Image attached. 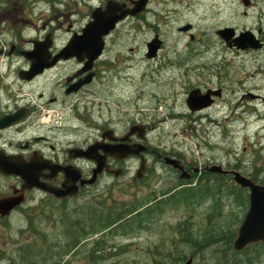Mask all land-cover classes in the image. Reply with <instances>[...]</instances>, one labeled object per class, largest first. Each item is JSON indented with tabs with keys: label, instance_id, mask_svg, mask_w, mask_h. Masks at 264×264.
<instances>
[{
	"label": "rangeland",
	"instance_id": "obj_1",
	"mask_svg": "<svg viewBox=\"0 0 264 264\" xmlns=\"http://www.w3.org/2000/svg\"><path fill=\"white\" fill-rule=\"evenodd\" d=\"M62 1L64 4L55 11V16L61 27L58 37L63 43L69 37L68 25L79 30L87 22L90 6H97L100 0ZM249 1L254 7L247 10L242 0H150L140 17L121 23L106 39L101 60L104 68L91 87L93 93L78 106L80 110L89 109L91 120L98 122L90 125L91 128L101 125L104 116L123 128L139 121L148 126L146 140L156 150L201 156L202 164L236 165L242 174L252 175L264 185V48L260 51L229 49L216 35L217 30L232 28L236 35L244 31L256 34L260 30L264 36V0ZM2 3L6 4L3 9H8V4H14V0ZM23 3L21 1L16 10L24 12ZM47 12L43 3L35 15L45 16ZM33 15L27 12V16H31L28 20H32ZM185 24L192 27V41L189 33L177 30ZM156 34L163 45L154 59H148L146 45ZM183 58L189 59L191 72L203 63L213 66V70H209L212 73L228 76V91L219 110L220 116L224 111L229 112V120L222 123H230V134L224 129L225 125L203 123L206 133L201 138L183 135L185 122L180 118L184 115L183 93L198 83L196 75L187 72L186 76L182 71ZM247 93L261 99L243 98ZM74 125L84 126L86 130V125L80 122L75 121ZM90 132L93 139L95 129ZM148 164L147 175L142 180H132L136 165L133 163L124 177L106 178L93 194L80 197L69 206L57 210L46 208L38 219L0 222V264H58L59 261L60 264L67 261L89 264V242L98 239L97 234L89 236L83 241L87 243L77 246L69 256L57 259V253L63 250L58 242L63 244L65 240L62 222L74 219L79 215L76 211L87 212L90 207L133 204L140 210L150 205L153 208L149 211L154 212L142 225L137 223L139 227L135 231L131 232L128 227L125 233L108 236L107 246H127V249L107 262L100 260L99 264L114 261L182 264L189 257L192 264H220L223 257L227 262L234 259L242 264H264V249L251 248L246 254L234 256L232 247L227 248L229 234L226 233L238 228L247 210V207H235L227 195L231 182L199 177L184 187L177 174L162 162L149 158ZM220 183L223 188L209 194L203 204L195 201L200 198L188 201L187 195L183 197L182 190L188 187H193L189 192L206 185L217 191L214 187ZM159 200H167L169 206L153 204ZM24 249L28 255L23 259ZM33 255H36L35 260L29 262V256Z\"/></svg>",
	"mask_w": 264,
	"mask_h": 264
},
{
	"label": "flooded vegetation",
	"instance_id": "obj_2",
	"mask_svg": "<svg viewBox=\"0 0 264 264\" xmlns=\"http://www.w3.org/2000/svg\"><path fill=\"white\" fill-rule=\"evenodd\" d=\"M21 1L24 2L22 5V8H25L24 12L16 10ZM111 1L124 3L130 7V0H103L98 5L103 7L102 5ZM3 5L0 4V203L12 200L15 205L7 213L0 211V222L10 219L17 221L38 219L46 208L52 207L57 210L58 207L69 206L78 198L93 194L106 178H116L115 174L124 177L131 170L133 163L136 165L132 180L135 181L137 177L143 179L149 169V158L162 163L164 157L179 161L188 175L183 182L199 177L203 179L216 177L210 175L214 173L205 170L210 162L202 164L199 161L201 156L190 157L153 149L146 140L149 128L142 122L136 121L134 125L123 128L117 127L116 122L104 116L101 125L91 128L90 125L98 122L91 120L89 109L80 110L78 106L83 98L93 93L91 87L104 68L101 60L90 65L87 72L83 71L86 63L77 58L55 61L59 41V28L52 23L57 19L55 11L50 6H44L50 13L48 20L42 21L40 15L35 18L33 24L27 20V12H33L35 16L41 6L39 0H14V4H8L10 6L8 9H3ZM253 7L250 1L246 9ZM66 31L78 33L80 30L73 31L71 25H68ZM254 35L262 44L257 50L260 51L264 48V36L260 30ZM40 41H50V54L44 56L41 64L32 68L26 53L32 50L35 42ZM66 42L67 40L62 46ZM187 60L189 59H181L182 71L186 76L187 72L196 75L198 83L184 90V115L180 118L185 122L182 128L183 135L197 139L206 133L203 123L221 126L225 125L222 122L229 120V112L224 111L220 116L219 110L220 103L225 102L229 78L227 75L212 73L209 70H213V66L203 63L191 72ZM40 68L43 69L38 73ZM85 81L87 84L74 91L78 84ZM191 94L198 104L209 105L192 112L187 107ZM243 98L261 99L258 95L250 93L243 95ZM237 118L239 119L238 116ZM234 120L232 118L230 122L233 123ZM75 121L86 125V130L84 126H75ZM229 124L224 128L227 134H230ZM91 129H95L96 132L93 139ZM137 144L147 148L141 155L146 162L143 164V171H140V157L118 158L111 151L109 153L104 151L107 147H112L114 153H117L116 148L119 146ZM92 145H95L96 149L92 155H87L85 152ZM243 152L246 153L245 148ZM94 157L103 158L107 169L96 176L94 184H87L86 181L92 178L96 167ZM220 165L224 170H234L233 165L227 163ZM10 168L19 170L22 175L8 173L7 169ZM175 172L179 176V173ZM224 177L230 182L229 176ZM63 186H67L68 189ZM72 186L77 189L75 195H71L74 192ZM50 190L60 197H56Z\"/></svg>",
	"mask_w": 264,
	"mask_h": 264
},
{
	"label": "water",
	"instance_id": "obj_3",
	"mask_svg": "<svg viewBox=\"0 0 264 264\" xmlns=\"http://www.w3.org/2000/svg\"><path fill=\"white\" fill-rule=\"evenodd\" d=\"M147 2L148 0L132 1L131 4L133 6L130 9H125V5L109 3L103 10L99 8L93 10L90 22L84 26L80 35H75L69 40L68 44L61 51L60 55L63 58L76 56L80 59H83L84 57L87 59L88 64H92L102 53L104 47V38L113 32L117 24L126 19L128 16H135L138 13H141L145 9ZM243 3L244 5H247L246 1H243ZM189 28L190 26H186L180 30L187 31ZM216 34L225 42L227 47H235L241 50L247 48L259 49L261 47L259 41H257L250 32L241 33L237 38H233L234 31L227 28L217 31ZM40 45L44 46L42 43ZM160 45L161 42L157 39V37L147 44L148 53L146 54V58L152 59L155 57ZM44 51L45 49L43 47H35V50L31 53V55L33 58L37 59ZM37 64L41 63L37 62ZM33 66L36 67V63H33ZM43 68H40V70ZM192 97L193 94H191L189 101L187 102V106L192 112L205 108L209 105L208 103L198 104V102L193 100ZM94 149H96L95 145H92L85 153L87 155H92ZM145 150L146 147L140 144L133 146H119L116 148L117 153H114L115 150L112 147H107L104 149V151L108 153L111 151L115 157L123 158L129 157L131 155L140 156V154ZM93 160L96 162V168L93 170L92 178L89 181H86L88 184H93L96 176L104 169H107L103 158L99 159L94 157ZM143 164L144 161L141 159L140 171H143ZM164 164L179 171L180 180L188 178V175L183 170V167L180 165L179 161L170 158H164ZM7 170L8 173L13 175H22L20 171L15 168L13 170H11V168ZM205 170L208 172L217 173L222 176L231 175L235 186L248 191V209L241 225L237 229L236 238L232 244L233 250L240 252L249 245L258 243L264 244V186L256 184L251 179L240 174L239 172L224 171L220 166H213L206 168ZM75 179H77V177H75ZM81 185H83V183H81ZM63 187L68 189L67 186ZM72 189L75 191L71 195L75 194L77 190L76 187L73 186ZM53 193L55 194V192ZM56 197L60 196L56 194ZM11 201L6 200L0 203V211H3L4 213L10 211L15 205L14 202ZM184 264H192L191 259L187 260Z\"/></svg>",
	"mask_w": 264,
	"mask_h": 264
},
{
	"label": "trees",
	"instance_id": "obj_4",
	"mask_svg": "<svg viewBox=\"0 0 264 264\" xmlns=\"http://www.w3.org/2000/svg\"><path fill=\"white\" fill-rule=\"evenodd\" d=\"M252 180L257 181L254 176L251 175ZM218 180H220L218 178ZM222 180V179H221ZM206 185V184H205ZM207 187L199 188L193 192H189L193 188H188L182 190L183 197L187 195V200L195 198H200L199 200H195L199 205L203 204L207 196L209 194L218 193L221 188H223V184L220 183L219 186L214 187L217 189L215 191L211 186L206 185ZM185 193V195H184ZM227 195L233 200L232 203L235 207H242L246 209L247 207V196L245 195V191L238 189L237 187L232 185V188L227 189ZM241 198V199H240ZM241 200V201H240ZM160 203L161 205L169 206L167 200H159L155 202L154 205ZM197 205V204H196ZM139 207L136 204L130 205L129 207L122 206H101L90 207V209L85 212L84 210L76 211L79 212V215H76L74 219H69L62 222V234L64 237V243L58 242V245L63 248L62 253H57V259L61 257H66L68 254L76 247L79 243L83 242L87 237L92 236L93 234L102 233V235L94 240L91 243L90 249L87 252L88 263L89 264H99V261H109L113 257L117 256L119 252L125 253L127 246H107V237L114 235L115 233L120 232L125 233L126 228L130 227V231L133 232L137 228V223H141L143 220L151 217L154 211H149L152 209V206L145 207L142 211H138ZM138 211V212H137ZM134 212H137L135 215L131 216ZM128 216V218H127ZM240 221V220H239ZM142 224V223H141ZM89 229V232H87ZM224 229H220L222 231ZM104 232V233H103ZM225 233L224 231H222ZM226 234L227 248L229 249L233 238L235 237V229L228 230ZM263 245L253 246L252 248H261ZM248 252V250H247ZM246 254V252L244 253ZM232 255L236 256L238 254L232 252ZM35 259H29V262H33ZM223 264H242V262L231 259L227 262L226 258L223 257ZM221 262V263H222ZM220 263V264H221ZM60 264V261L59 263ZM65 264H69L67 261ZM108 264H122L118 261L109 262ZM136 264V263H133ZM156 264H164L156 262Z\"/></svg>",
	"mask_w": 264,
	"mask_h": 264
},
{
	"label": "bare ground",
	"instance_id": "obj_5",
	"mask_svg": "<svg viewBox=\"0 0 264 264\" xmlns=\"http://www.w3.org/2000/svg\"><path fill=\"white\" fill-rule=\"evenodd\" d=\"M138 17H140V14L139 15H136L134 18H138ZM193 190V189H192Z\"/></svg>",
	"mask_w": 264,
	"mask_h": 264
}]
</instances>
